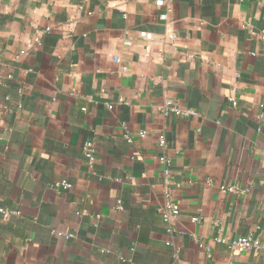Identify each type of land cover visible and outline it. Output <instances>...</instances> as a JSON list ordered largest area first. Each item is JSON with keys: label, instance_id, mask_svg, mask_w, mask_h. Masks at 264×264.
I'll return each instance as SVG.
<instances>
[{"label": "crops", "instance_id": "0c3cea01", "mask_svg": "<svg viewBox=\"0 0 264 264\" xmlns=\"http://www.w3.org/2000/svg\"><path fill=\"white\" fill-rule=\"evenodd\" d=\"M165 11L156 0H0V264H264V37L252 33L264 2ZM168 100L197 114H166ZM165 188L181 208L171 233ZM248 234L261 249L215 240Z\"/></svg>", "mask_w": 264, "mask_h": 264}, {"label": "built area", "instance_id": "2783aa9c", "mask_svg": "<svg viewBox=\"0 0 264 264\" xmlns=\"http://www.w3.org/2000/svg\"><path fill=\"white\" fill-rule=\"evenodd\" d=\"M264 2V0H263ZM174 3V0H156V5L158 7H164L166 9L165 12L161 13L159 18L161 20H166L168 17V13L171 11L172 5ZM52 28L50 26H48L44 31L48 32L50 31ZM252 33L253 34H259L262 37H264V30L261 32H257L256 30L252 29ZM142 37L151 40L152 39V34L149 32H141ZM165 38L167 39V41H169L172 44H175L177 41V35L172 31L169 32L168 34L165 35ZM41 40V35H38L35 37L34 42L36 43H40ZM34 42H32L31 44L28 45V47H31ZM26 50H22L21 54L25 53ZM190 57H193V55H190ZM122 69L124 71L127 70L126 66H123ZM230 100L232 101L233 105H236L237 102L236 100L232 97L230 98ZM111 107V106H110ZM163 111L166 114H176V115H182V116H191V115H196L197 112L194 109L191 108H181L180 106H177L174 104V102H172L171 100H168L164 105H163ZM146 131H141L140 135L141 136H146ZM124 137L128 140L131 141V135H130V130L128 128V126L124 125ZM158 141H159V146L162 149H165L166 147V137L164 134H160L158 136ZM83 153L84 156L87 160V164L89 166V168H93L94 164L96 162V148L94 146V143L90 140L84 142L83 144ZM160 161L161 163H163L164 165V175L166 177H168L170 175L171 169H170V165H171V160L166 156V155H162L160 157ZM57 187L64 185L65 188H69L71 187V184L68 183L67 181L63 180L62 182H57L55 184ZM220 190L221 192H233V193H238V194H247L251 192V187H243L241 185H221L220 186ZM164 196L166 198V202L165 204L160 208L162 215H163V219L164 221L169 224L168 227V231L171 233L172 227L170 226L171 222L174 220V218H176L181 211L180 205L175 202L172 198V194L170 192L169 188H165L164 191ZM9 210L7 208H5L4 206H2L1 202H0V212L2 213H7ZM201 219V217L199 216H194L192 218L193 221H199ZM67 238H70L73 236V234H64ZM215 240L219 243L225 244L227 245L229 248L237 250L239 252H245V251H251V250H259L262 248V241L260 238H256L254 237L252 234H248V235H243V236H237V237H227V236H217L215 238ZM171 242H168V245H170Z\"/></svg>", "mask_w": 264, "mask_h": 264}]
</instances>
